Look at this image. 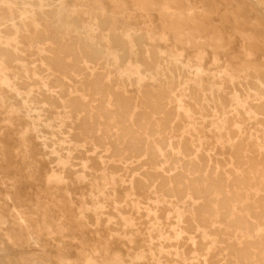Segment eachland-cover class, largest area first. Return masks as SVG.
I'll return each instance as SVG.
<instances>
[{
  "label": "rangeland",
  "instance_id": "1",
  "mask_svg": "<svg viewBox=\"0 0 264 264\" xmlns=\"http://www.w3.org/2000/svg\"><path fill=\"white\" fill-rule=\"evenodd\" d=\"M46 1L4 10L17 15ZM55 5L0 29V264H264V96L248 88L264 78V0ZM179 67L185 84L173 88L168 79ZM189 87L203 99L210 92L228 100L225 110L210 104L200 120ZM148 90L165 92V109L128 134L142 154L129 153L123 125L144 113ZM166 116L175 125L167 132L173 148L156 143ZM186 145L197 159L185 155ZM235 147L239 161L254 162V175L236 166ZM152 149L154 160L146 155ZM191 164L236 193L232 215L217 209L214 193L196 201L191 191L172 196L156 181L132 185L164 170L185 183ZM204 202L211 214L201 220ZM116 209L132 217L131 225L87 217ZM177 210L191 218L200 248L193 252L184 239L175 256L167 214ZM238 216L239 225L232 223Z\"/></svg>",
  "mask_w": 264,
  "mask_h": 264
},
{
  "label": "bare ground",
  "instance_id": "2",
  "mask_svg": "<svg viewBox=\"0 0 264 264\" xmlns=\"http://www.w3.org/2000/svg\"><path fill=\"white\" fill-rule=\"evenodd\" d=\"M45 1V0H44ZM56 0H47L46 2H39V6L36 7L35 4L30 6V10H26L25 8H23V10H21V12L17 15H14L12 13H6V11L4 10L5 6L7 7V10H10L11 7L10 5H22L23 4V0H0V29H7L8 27L11 28V25L15 24V21L19 20L23 15H25L26 13H30L33 10H36V8L38 9H42V8H46V6H51V5H55ZM64 4V3H63ZM24 5V4H23ZM17 7V6H16ZM36 7V8H35ZM56 7V5H55ZM54 8V7H53ZM4 12H3V10ZM66 9V8H65ZM36 12V11H35ZM45 12V11H44ZM38 13V12H37ZM47 14V13H46ZM48 15V14H47ZM51 15V14H50ZM62 16V15H61ZM39 19V18H38ZM42 21L44 20L45 24L47 25L49 22V17L48 16H41ZM40 19V20H41ZM103 19V18H102ZM53 21V20H52ZM40 22V21H39ZM23 24V23H22ZM32 24V23H31ZM44 24V26H45ZM106 24V23H105ZM22 26V25H21ZM31 26V25H30ZM21 28V27H20ZM13 30V29H12ZM12 30L10 29V32L12 33ZM30 30V29H29ZM34 30V28L32 29ZM28 31V30H27ZM39 31V30H38ZM30 32V31H29ZM23 33V32H22ZM5 34V33H2ZM7 34V33H6ZM9 34V33H8ZM17 34V33H15ZM12 35V34H11ZM14 35V34H13ZM25 35V38H21L19 35L18 37H20V39H28V37L26 38V32L25 34L23 33L22 36ZM6 36V35H5ZM16 38L17 35H15ZM29 36V35H28ZM31 36V35H30ZM3 37V36H2ZM40 37V36H39ZM33 38V37H32ZM31 38V39H32ZM37 41V40H35ZM40 41V40H38ZM42 41V40H41ZM19 42V41H18ZM140 45V44H139ZM116 46V45H115ZM89 47V46H88ZM121 47V46H120ZM9 48V47H8ZM60 48V47H59ZM127 48V47H126ZM141 48V47H140ZM50 49V47L48 48V50ZM15 50L16 47H15ZM1 51V50H0ZM22 51V50H21ZM28 51V50H27ZM5 52V51H4ZM74 52V50H73ZM124 52V51H123ZM2 53V51H1ZM89 53V52H88ZM91 53V52H90ZM74 54V53H73ZM14 55V54H13ZM75 55V54H74ZM73 55V56H74ZM77 55V54H76ZM125 55V54H124ZM16 56V55H15ZM57 56V55H56ZM6 57V56H5ZM4 57V58H5ZM43 57V56H41ZM45 57V56H44ZM50 57V56H49ZM76 57V56H75ZM73 57V58H75ZM91 57V56H90ZM24 58V57H23ZM87 58V57H86ZM94 58V56H93ZM8 59V58H7ZM46 59V58H45ZM44 59V60H45ZM26 60V59H25ZM43 62V59H41ZM47 60V59H46ZM77 60V59H76ZM124 60V58H123ZM40 61V60H39ZM75 61V59H74ZM89 61V60H88ZM81 62V59H80ZM44 63V62H43ZM46 64V63H44ZM47 65V64H46ZM64 65V64H62ZM77 65V64H76ZM72 66V65H71ZM178 66V65H177ZM176 66V67H177ZM187 66V65H186ZM37 67V66H36ZM79 67V66H78ZM73 68V66L71 67ZM38 69V68H37ZM84 69V68H83ZM42 70V69H41ZM40 70V71H41ZM46 70V69H45ZM37 71V70H36ZM63 71V70H62ZM84 72V71H83ZM76 73V72H75ZM75 75V74H74ZM68 76V75H67ZM92 76V75H91ZM169 76V75H168ZM175 76V75H174ZM99 77V76H98ZM54 78V77H53ZM171 81V84L173 85V88H178L181 87L182 85L185 84L184 81V72L183 69L181 67L177 68L176 70V78H171L169 77L168 81ZM249 80V79H248ZM36 82V80H34ZM250 81V80H249ZM24 82V81H23ZM19 84V83H18ZM29 84V83H28ZM39 84V83H38ZM164 85V83H162ZM160 85V84H158ZM169 85V84H168ZM97 87V85H95V88ZM25 88V87H24ZM190 88V87H189ZM229 88V87H228ZM248 88L253 89L254 91H258L260 92L263 96H264V78L262 79L260 84L257 85H250ZM4 89V88H3ZM240 89V88H239ZM243 89V87H242ZM191 99L193 101V105L195 108V111L197 112L198 116L200 117V120H203V118L206 116V112L210 107V104H212V107H214L215 111H217L218 113H222L225 108H226V103L227 101L224 100L222 97L220 96H210V92H208L209 96L207 99H203L202 96L199 94V90L197 87H191ZM244 90V89H243ZM208 91V90H207ZM215 92V91H214ZM39 94V93H38ZM214 94V93H213ZM217 94V93H216ZM117 95V94H116ZM165 92L160 93L159 95L154 94L152 91L148 90V91H144L143 92V96H142V100L141 103L144 105L143 107H145V111L144 113L136 120L135 123L130 124V125H123L124 127V136L126 137V149L128 150L129 153H139L142 154L141 151L136 149V144L135 141L131 139V137L128 136L129 133H131L132 131L136 132L137 129L144 127L148 124L147 119L155 114H161L164 112L165 109V105L166 103H164L162 100H164L165 98ZM220 95V94H219ZM119 95H117L116 97H118ZM93 97V96H92ZM54 98V97H53ZM119 98V97H118ZM138 99V98H137ZM170 100V99H169ZM168 100V101H169ZM25 101V100H24ZM51 101V100H50ZM164 103V104H163ZM232 103V102H231ZM115 104H117L120 107L123 108H128L129 107V103L127 102H123L121 100L115 99ZM38 105V104H37ZM24 106V105H23ZM131 106V105H130ZM183 106V105H182ZM262 106V105H261ZM114 107V106H113ZM179 107V106H178ZM229 107V106H228ZM81 108V107H80ZM129 113V112H128ZM169 114V113H168ZM247 114V113H246ZM218 115V114H217ZM239 117V116H238ZM213 118V117H212ZM234 118V117H233ZM121 119V118H120ZM126 119V118H125ZM214 121V120H213ZM225 121V120H224ZM222 122V121H221ZM117 123V122H116ZM228 123H226L227 125ZM115 125V124H114ZM178 126V124H177ZM137 127V129L135 128ZM228 127V126H227ZM170 132V130H175V125L172 124V118L170 116H166L164 118V120H162L159 129L156 131V143L159 146H170L172 147V143L169 142L168 140V136H167V132ZM231 135V134H230ZM93 136V135H92ZM233 136V134H232ZM47 138V137H46ZM96 138V137H95ZM77 139V138H75ZM52 141V140H51ZM54 141V140H53ZM104 142V141H102ZM256 144V143H255ZM191 145V144H190ZM258 145V144H257ZM99 147V146H98ZM103 147V146H102ZM187 145L184 147L185 150V155L186 156H191L194 155V158L197 159L198 157L195 156L194 152L189 149L186 148ZM152 148V147H151ZM160 151V150H159ZM155 152L156 150L152 149L150 150L149 153H147V157L149 159L154 160L155 158ZM198 153V152H197ZM253 153V152H252ZM97 154V153H96ZM234 155L235 158L237 159L236 161V166L237 167H243L244 171L246 172V174L248 176H252L254 175V173L256 172V170L254 169V166L252 164H254V162L252 161V163L248 160H244L239 161V158L241 156V151L238 147L234 148ZM144 156V155H143ZM254 156V155H253ZM128 157V156H127ZM242 157V156H241ZM252 157V155H251ZM57 158V157H56ZM143 158V157H142ZM262 159V158H261ZM104 160V159H103ZM156 160V159H155ZM257 160V159H256ZM258 162V161H257ZM263 163V161H261ZM97 163V162H96ZM106 163V162H105ZM251 163V164H250ZM187 165V164H186ZM192 169H190V176L191 178L187 180V182L185 183H181L179 181H175L176 177L173 174H168V172L165 174V170L159 172L157 175L155 176H147V177H141L138 176L136 177L133 181L132 185H135L136 188H141L143 185L146 184V182H153L156 181L157 185L164 189L168 194L172 195V196H178L179 194H181L182 191H191L192 193V198L196 201L204 198L205 196H208L212 193H214L216 195V206L217 209L222 211L224 216L228 215H232L230 214V206L232 203L236 202L237 200V196L236 193L233 192V194H230L228 185L225 186L222 181L219 179V177L217 176V174L215 175H211L213 172L211 171H207V173L205 172V170L199 165L197 164L196 166H194L195 164H191ZM256 165V164H255ZM259 166V165H257ZM97 168V166H96ZM114 168V167H113ZM162 168V167H161ZM217 168V167H215ZM256 168V167H255ZM154 171V170H153ZM170 171V170H169ZM261 172V170H260ZM138 173V172H137ZM156 173V172H154ZM93 174V173H92ZM193 174H195V176H193ZM201 174V175H200ZM147 175V174H146ZM136 176V175H135ZM256 179V178H255ZM73 180V179H72ZM243 182V181H242ZM132 189V188H131ZM253 189V188H252ZM133 190V189H132ZM183 193V192H182ZM173 200V199H172ZM177 200V199H176ZM214 201V200H213ZM140 212V211H139ZM254 212V211H253ZM243 213V212H242ZM211 214V206L208 204V202H204V203H200L198 208H197V216L199 219L203 220V219H207L208 216ZM254 214V213H253ZM102 215H104V212L102 213ZM148 215V214H147ZM126 214L121 211L120 209H116L115 212L113 213H108L105 215V217L103 219H101V217H96L95 214H87V217L90 221L96 222V223H101L102 221L107 222L108 226H114V227H119L123 224L124 221H128L129 225H131L132 222V217L128 216V218H125ZM155 219H157V216L154 215ZM231 217V216H230ZM243 217V216H241ZM62 218V217H61ZM134 218V217H133ZM167 218L170 221V225L172 228V231L175 234V238H174V255L176 256V250L179 248V244L181 243L182 240H187L188 241V246L189 248L192 249L193 252L197 251L200 246L198 245V243L195 241V235H193L194 229L195 227L193 226V222L191 220V218L189 217H185L183 215V212L181 210H177L176 212L173 213H168L167 214ZM149 219V218H148ZM255 219V218H254ZM258 220V219H257ZM140 221V220H139ZM241 218L238 217H232L231 222L234 224H238L240 223ZM143 222V221H142ZM150 223V222H149ZM165 223V222H164ZM249 223V222H248ZM257 223V222H256ZM239 225V224H238ZM130 229V228H129ZM128 229V230H129ZM132 229V228H131ZM247 231V230H246ZM129 232V231H128ZM252 232V231H251ZM249 236V235H248ZM100 243V242H99ZM176 243L178 244V246L176 247ZM253 246V245H252ZM161 250H163V246H160L158 249V252L160 253ZM106 252V251H105ZM243 253L240 254L239 258H242ZM255 257V256H254ZM157 260H159V257H157ZM245 260V259H244ZM76 262V261H75ZM145 262V261H144ZM153 263V262H152ZM174 263V261H173ZM214 263V262H213ZM147 264V263H146ZM148 264H150L148 262ZM212 264V263H211Z\"/></svg>",
  "mask_w": 264,
  "mask_h": 264
}]
</instances>
